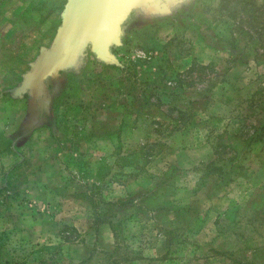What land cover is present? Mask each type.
Wrapping results in <instances>:
<instances>
[{
	"label": "rangeland",
	"instance_id": "rangeland-1",
	"mask_svg": "<svg viewBox=\"0 0 264 264\" xmlns=\"http://www.w3.org/2000/svg\"><path fill=\"white\" fill-rule=\"evenodd\" d=\"M64 2L0 0V264H264V0L127 25L16 136Z\"/></svg>",
	"mask_w": 264,
	"mask_h": 264
},
{
	"label": "water",
	"instance_id": "water-1",
	"mask_svg": "<svg viewBox=\"0 0 264 264\" xmlns=\"http://www.w3.org/2000/svg\"><path fill=\"white\" fill-rule=\"evenodd\" d=\"M169 0H65L59 15V24L48 47L41 46L36 57L28 64L22 76L23 85L44 88L43 78L57 76V71L72 66L78 56L92 57L105 65H116L114 49L121 43V22L131 10L144 7L146 15L168 16L177 9L174 4L160 14H149L146 5ZM191 4L193 0H187ZM147 16V17H148ZM42 66L38 75L35 70ZM85 62L81 63L80 70ZM76 69V68H75ZM31 80H36L34 83ZM33 108V106H32ZM23 126L28 123L23 121Z\"/></svg>",
	"mask_w": 264,
	"mask_h": 264
},
{
	"label": "flooded vegetation",
	"instance_id": "flooded-vegetation-1",
	"mask_svg": "<svg viewBox=\"0 0 264 264\" xmlns=\"http://www.w3.org/2000/svg\"><path fill=\"white\" fill-rule=\"evenodd\" d=\"M182 2V4L175 5V7H177L175 11H180L181 8L188 5L185 0H183ZM144 7H140L136 11L131 10L128 12L124 20L121 22V31H125L127 25L135 24L136 22L141 20V18H145L148 16L143 11L145 9ZM172 8H174V6ZM149 14H160V12L154 11ZM85 57V55H77V59L75 60V62H73L72 66L58 70L57 76L51 75L50 77L46 76L45 78H43V89H40L37 85L24 86V81L17 85L16 89L21 93L20 95L25 98L26 105L25 114L23 116L22 121H26L28 123V126H22L20 131L17 132L16 136L22 137L27 134L29 130L36 127L37 125H43L46 124L47 121H49L51 117V105L53 103L54 98L62 89L64 83L66 82L67 76L70 73H74L75 70H77V67L81 63L85 62ZM43 65H45L44 62L41 64L40 68L35 70L36 76L38 75ZM35 81L36 80H31V82L33 83Z\"/></svg>",
	"mask_w": 264,
	"mask_h": 264
},
{
	"label": "trees",
	"instance_id": "trees-1",
	"mask_svg": "<svg viewBox=\"0 0 264 264\" xmlns=\"http://www.w3.org/2000/svg\"><path fill=\"white\" fill-rule=\"evenodd\" d=\"M229 1H235V3L236 2H238L239 0H226V1H224V0H222V3H224V5L227 3V2H229ZM69 75H74L73 73H70ZM53 102H54V100H53Z\"/></svg>",
	"mask_w": 264,
	"mask_h": 264
},
{
	"label": "crops",
	"instance_id": "crops-1",
	"mask_svg": "<svg viewBox=\"0 0 264 264\" xmlns=\"http://www.w3.org/2000/svg\"><path fill=\"white\" fill-rule=\"evenodd\" d=\"M227 30V28H225Z\"/></svg>",
	"mask_w": 264,
	"mask_h": 264
}]
</instances>
